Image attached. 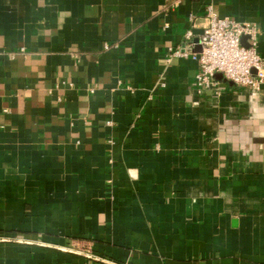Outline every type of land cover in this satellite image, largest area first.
Instances as JSON below:
<instances>
[{
  "label": "crops",
  "instance_id": "obj_1",
  "mask_svg": "<svg viewBox=\"0 0 264 264\" xmlns=\"http://www.w3.org/2000/svg\"><path fill=\"white\" fill-rule=\"evenodd\" d=\"M207 3L0 0V264H264V84L169 55Z\"/></svg>",
  "mask_w": 264,
  "mask_h": 264
},
{
  "label": "built area",
  "instance_id": "obj_2",
  "mask_svg": "<svg viewBox=\"0 0 264 264\" xmlns=\"http://www.w3.org/2000/svg\"><path fill=\"white\" fill-rule=\"evenodd\" d=\"M217 0H208L204 16L206 25L194 37L191 30L184 35L181 45L169 49L170 58L191 59L197 64L194 83L197 91L216 89L223 80L236 86L258 91L264 84V62L257 50L259 28L253 23L237 22L229 17H219L214 9ZM178 3H174V7ZM246 37V46L242 38ZM117 47V45H113ZM199 47L195 52L193 48ZM105 45V49H109ZM111 125L110 122L106 123Z\"/></svg>",
  "mask_w": 264,
  "mask_h": 264
},
{
  "label": "water",
  "instance_id": "obj_3",
  "mask_svg": "<svg viewBox=\"0 0 264 264\" xmlns=\"http://www.w3.org/2000/svg\"><path fill=\"white\" fill-rule=\"evenodd\" d=\"M246 39H247L246 37H243L241 41L244 46H246ZM215 78L220 81H223L224 83L233 84L230 81L223 80L220 74H216Z\"/></svg>",
  "mask_w": 264,
  "mask_h": 264
}]
</instances>
